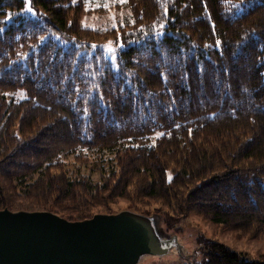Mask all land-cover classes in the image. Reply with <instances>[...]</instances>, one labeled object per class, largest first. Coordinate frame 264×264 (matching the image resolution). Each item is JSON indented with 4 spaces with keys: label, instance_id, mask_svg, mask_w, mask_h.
<instances>
[{
    "label": "trees",
    "instance_id": "16d2710c",
    "mask_svg": "<svg viewBox=\"0 0 264 264\" xmlns=\"http://www.w3.org/2000/svg\"><path fill=\"white\" fill-rule=\"evenodd\" d=\"M30 2L0 0V210L84 221L150 200L169 228L193 214L264 239V0H126L133 23L106 33L81 26L85 0ZM121 40L113 63L101 44ZM83 149L115 155L101 185L66 170Z\"/></svg>",
    "mask_w": 264,
    "mask_h": 264
},
{
    "label": "water",
    "instance_id": "95a60500",
    "mask_svg": "<svg viewBox=\"0 0 264 264\" xmlns=\"http://www.w3.org/2000/svg\"><path fill=\"white\" fill-rule=\"evenodd\" d=\"M158 239L127 214L69 221L51 212L0 211V264H138L178 246L176 236L164 249Z\"/></svg>",
    "mask_w": 264,
    "mask_h": 264
},
{
    "label": "rangeland",
    "instance_id": "374dc122",
    "mask_svg": "<svg viewBox=\"0 0 264 264\" xmlns=\"http://www.w3.org/2000/svg\"><path fill=\"white\" fill-rule=\"evenodd\" d=\"M28 6L26 2L23 14L34 17L35 15L27 11ZM85 8L86 11L91 12L81 19L80 24L85 29L106 33L133 23L131 12L126 8V0H85ZM101 45H103L102 50L109 58L111 57L109 50L115 49L116 55V48H119L113 41ZM158 138V135L155 136L151 142H155ZM63 162L70 174L88 178L93 185H101L104 176L115 167V155L107 151L83 149L65 157ZM111 209V213H97L94 217L131 215L148 225L153 235L157 239L159 238V246L157 243L156 246L161 249L165 248L164 243L167 240L173 239L174 236L177 238L178 246L171 249L168 255H145L138 264H203L202 248L207 242L220 243L247 261H264L263 238H239L237 234L224 231L221 227L193 214L179 219L172 228H169L165 216L167 213L174 217L171 210L155 201L147 200L143 203H135L121 200L112 205Z\"/></svg>",
    "mask_w": 264,
    "mask_h": 264
},
{
    "label": "snow or ice",
    "instance_id": "6c2138e0",
    "mask_svg": "<svg viewBox=\"0 0 264 264\" xmlns=\"http://www.w3.org/2000/svg\"><path fill=\"white\" fill-rule=\"evenodd\" d=\"M26 2L28 3V7H27V11L29 12V13H31L32 15H36V12L34 11V9H32V7L30 6V0H26ZM74 2H75V0H74ZM165 12H167V10H165ZM164 25L162 24V25H160L159 26V31L158 32H156V34L157 35H160V36H163L165 33H164V31H163V29H164ZM2 31H4V29H2V28H0V32H2ZM44 38L43 37H41V40H43ZM57 39H59V37H57ZM133 42H135V41H133ZM219 43L220 42H217V46H219ZM93 48H95L96 46L95 45H93L92 46ZM119 47H124V42L121 40V42H120V44H119ZM110 52H111V57H110V59L112 60V62L113 63H115L116 62V55H115V49H110L109 50ZM85 112H87V109H85ZM177 128H179L180 127V125H175ZM189 133H191V129H189ZM157 135L158 136H161V135H163V133H157ZM169 135H170V133H169ZM129 139H131V137H129Z\"/></svg>",
    "mask_w": 264,
    "mask_h": 264
}]
</instances>
